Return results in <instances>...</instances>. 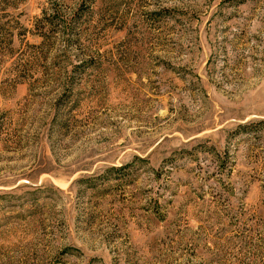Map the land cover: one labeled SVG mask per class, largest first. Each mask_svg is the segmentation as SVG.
Listing matches in <instances>:
<instances>
[{"label":"rangeland","instance_id":"374dc122","mask_svg":"<svg viewBox=\"0 0 264 264\" xmlns=\"http://www.w3.org/2000/svg\"><path fill=\"white\" fill-rule=\"evenodd\" d=\"M0 264H264V0H0Z\"/></svg>","mask_w":264,"mask_h":264}]
</instances>
